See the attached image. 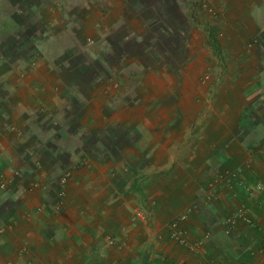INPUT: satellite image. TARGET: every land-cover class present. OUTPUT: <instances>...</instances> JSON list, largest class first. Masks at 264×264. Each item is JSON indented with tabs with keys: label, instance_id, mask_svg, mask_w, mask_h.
I'll use <instances>...</instances> for the list:
<instances>
[{
	"label": "crops",
	"instance_id": "0c3cea01",
	"mask_svg": "<svg viewBox=\"0 0 264 264\" xmlns=\"http://www.w3.org/2000/svg\"><path fill=\"white\" fill-rule=\"evenodd\" d=\"M111 2L0 0V264H264V22L227 24L221 54L204 24L161 33L157 66L111 33L95 80L44 51L54 26L137 30L138 0Z\"/></svg>",
	"mask_w": 264,
	"mask_h": 264
},
{
	"label": "trees",
	"instance_id": "16d2710c",
	"mask_svg": "<svg viewBox=\"0 0 264 264\" xmlns=\"http://www.w3.org/2000/svg\"><path fill=\"white\" fill-rule=\"evenodd\" d=\"M179 1L182 2V4L184 3V5H182L183 7L179 5ZM206 1L207 0H138L139 3L135 7L133 20L134 22L140 21V29L138 28L136 30L131 25L127 26V23H131L130 20H127L128 16L130 17L133 15L127 10L123 15V22L121 25L117 28L112 27L111 33L118 36L128 35L130 37H136L137 39L135 38L133 41L128 40L126 44L132 42L130 46L135 47L134 49L137 52L142 53L140 59L151 62L152 65L157 66L158 52L160 51V46H162V42L159 38L161 33L172 36L177 31L186 36L192 27L199 28L198 25L204 24L202 26H204V30L208 33L209 45L215 49V54H221L222 46L219 40L221 28L217 26V24H211V21L204 16V14L206 15L207 13V8L204 7ZM163 15L167 16L166 20H163ZM159 22L167 23L160 26ZM121 45H123V43H116L114 48H121ZM92 62L86 74L89 75L91 79L95 80L100 76L111 77L113 75L111 63L104 66L105 68H101L97 60H92ZM98 69L99 72L94 77L95 71ZM104 72L106 74H104Z\"/></svg>",
	"mask_w": 264,
	"mask_h": 264
},
{
	"label": "rangeland",
	"instance_id": "374dc122",
	"mask_svg": "<svg viewBox=\"0 0 264 264\" xmlns=\"http://www.w3.org/2000/svg\"><path fill=\"white\" fill-rule=\"evenodd\" d=\"M109 2H111V0H109ZM98 6H97V9L99 11L101 9L100 3H98ZM109 6L111 8L115 6L114 1L111 2V5L109 4ZM204 7L207 8L206 10L207 13L206 15L204 14V16H206L213 25L217 24V26L221 28V32L219 33V37L221 38L224 37L225 29L228 28L227 24L229 25L230 28H232V25H231L232 22L233 23L235 22H264V0H207ZM74 15L75 14H73V16ZM34 21L35 19L30 20V22H25L23 27L24 28L27 27V24L31 22L33 23ZM119 21L122 22V18L119 19ZM53 28H54L53 34L55 36V40L59 41V43L52 44V46L50 45L43 46L44 51L47 48L49 49V51L53 50V52H55L56 49L62 48L64 49V51H68L70 55H73L72 58L77 59L75 61L76 65L80 64L85 67L91 66V64L93 63L92 60L100 56L99 54H101V51H100L101 47L99 46L100 45L105 46L106 44H110L108 43V41L105 42V40H109L110 36H112L111 31H110V26H107V31L101 33L102 34L101 39L98 41L95 40L96 41L95 43L92 41L85 42L84 37H83V30L79 28L77 24L72 23L71 25H67L64 28L62 26H54ZM235 29L236 28H234V32L236 33ZM198 31L199 32H196V33L197 34L199 33L198 41L200 42L201 39L205 35L202 33L200 28L198 29ZM197 34L195 35L197 36ZM180 43L184 45L183 41ZM250 45L252 44L247 43L246 45L247 50L251 49ZM104 50L106 49H103V51ZM92 56H94L95 58H93ZM86 58L88 59L86 60ZM103 66L105 65H102V66L100 65V67H103ZM131 67L132 69L138 68L137 65L134 64V62L131 63ZM62 75L66 79L69 77L66 74V68L62 72ZM80 76L81 75H78V78H80ZM207 76H208V79L205 81V83L208 82L211 78V74L209 75V71L207 72V75L204 76V78H206ZM53 102L58 103L55 100ZM13 172L14 171H12L11 173L14 174ZM16 175L20 176V173L16 172ZM4 184L5 186L3 188L0 186V191L9 192L10 190L8 186L9 181H4ZM133 208L135 209L132 212L133 214L132 222L137 223L139 222V220L141 221V220L147 219L144 212L141 211L140 207L135 205L133 206ZM138 212H142L143 214L142 217L138 215ZM190 213H192V210L190 211ZM182 220H183L182 218L173 220L171 224L169 225V228H171L174 234V237L177 240H179L180 242H182L181 240H185L187 242L183 232L180 230ZM173 224H177V227L174 228ZM225 225H226V232L230 234L233 231V229H235L238 226V221L236 222V224H231L229 223V220H228L226 221Z\"/></svg>",
	"mask_w": 264,
	"mask_h": 264
},
{
	"label": "built area",
	"instance_id": "2783aa9c",
	"mask_svg": "<svg viewBox=\"0 0 264 264\" xmlns=\"http://www.w3.org/2000/svg\"><path fill=\"white\" fill-rule=\"evenodd\" d=\"M207 79L208 76L204 78L203 81L205 82ZM0 186L3 188L5 186L4 182H2ZM246 212H247L246 210H241L238 215L231 216V218L229 219V223L236 224L238 220H242L243 222H246V224H252V220L250 219V217L247 215L248 213ZM138 215L142 217L143 214L142 212H138ZM173 227L176 228L177 224H173ZM181 241L182 244L187 245V242L185 240H181Z\"/></svg>",
	"mask_w": 264,
	"mask_h": 264
}]
</instances>
